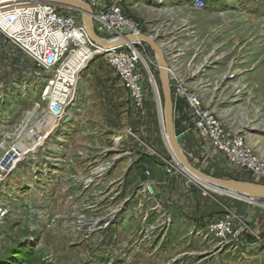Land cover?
Returning a JSON list of instances; mask_svg holds the SVG:
<instances>
[{"label": "rangeland", "instance_id": "1", "mask_svg": "<svg viewBox=\"0 0 264 264\" xmlns=\"http://www.w3.org/2000/svg\"><path fill=\"white\" fill-rule=\"evenodd\" d=\"M107 1L118 2L166 50L183 54L180 71L201 88L205 106L264 158V0H203L201 9L195 0ZM145 60L156 78L154 57ZM96 70L116 77L96 57L80 78ZM44 84L30 59L0 43V264L15 254L18 264H264V245L253 252L245 237L228 244L204 239L187 221L152 211L153 199L119 186L127 179L117 178L126 160L112 137L102 141L98 130L81 136L72 121H63V131L36 144L31 135L45 111ZM158 85L147 135L154 153H165ZM36 103L41 108L33 110ZM192 161L209 176L264 185L223 161ZM250 203L263 206L261 199ZM15 248L30 256L17 249L6 254Z\"/></svg>", "mask_w": 264, "mask_h": 264}, {"label": "built area", "instance_id": "2", "mask_svg": "<svg viewBox=\"0 0 264 264\" xmlns=\"http://www.w3.org/2000/svg\"><path fill=\"white\" fill-rule=\"evenodd\" d=\"M79 1L90 7L94 30L102 40L110 42L128 35L145 34L141 25L125 14L118 2ZM158 4L161 5L162 1L160 0ZM204 5L203 0L194 2V7L197 9L203 8ZM148 36L154 40L158 37ZM0 43L12 47L30 59L38 67V76L45 78L40 95L45 111L31 135L36 144L44 142L60 127L62 120L73 106L74 92L80 74L93 58L99 57L114 72L135 110L143 109L148 90H153L159 97L155 75L150 72L145 60V56L149 55L146 44L135 41L122 46L101 48L89 38L82 22V14L77 11L37 0L2 2L0 3ZM160 46L169 68L173 108H176L180 102L184 103L182 112L184 111L187 121L186 131L192 129L198 134L202 159L223 161L228 166L244 171L252 180L264 181V158L255 152L244 136L228 129L219 117L205 106L201 88L198 85L191 87L186 75L180 71L183 54L166 50L164 44ZM195 73L196 71L193 70L191 76ZM41 103H36L33 110L41 108ZM129 133L132 134V131L129 130ZM12 151L14 152V149ZM165 163L167 175L182 174L186 177L187 184H196L208 193L245 199L242 195H231L200 184L173 158ZM14 164L12 159L7 162L11 168ZM150 175L148 170L143 172V176L147 179ZM137 191L148 200L154 198L155 193L148 181ZM155 210L162 211V205L157 204ZM198 231L204 239L210 238L219 244H228L234 240L237 242L243 235H252L255 242L264 245V232L252 231L230 210L205 220L203 227Z\"/></svg>", "mask_w": 264, "mask_h": 264}, {"label": "crops", "instance_id": "3", "mask_svg": "<svg viewBox=\"0 0 264 264\" xmlns=\"http://www.w3.org/2000/svg\"><path fill=\"white\" fill-rule=\"evenodd\" d=\"M161 1L163 5L168 0ZM158 86L160 88V84ZM74 98L73 106L62 122L72 121L76 129L82 131L81 136L88 135L84 133L85 131L98 130L102 133L100 135L103 136L102 141L112 137L113 145L119 148L126 160V170H122V174L118 175L117 178L125 177L127 179L119 186L122 188L128 186L127 189L138 190L143 183L150 182L152 190L157 195V199L152 198L155 201L153 208H151L152 211L158 212L155 208L157 204H160L162 211L159 212L161 215H165L168 220L173 217L180 218L199 230L203 227L205 220L230 210L239 216L252 231L264 232V200L263 206L259 207L245 199L228 195L214 194V198H207L202 195L200 186L192 183L187 184L184 175L178 173L167 175L165 162L172 160V157L166 142L164 140L165 153H159L160 150L154 153L152 135H147L149 131L147 124L152 115L151 106L156 99L153 90H148L143 109L141 111L135 110L118 78L96 70L92 74L88 73L80 78L79 86L74 92ZM184 106V103L180 102L176 108H173L174 128L180 149L192 162L190 163L196 167L192 160L195 162L201 157V142L194 130L186 131L187 121L184 111L182 112ZM64 122L56 129L55 134L63 131ZM129 130H133L135 133L130 134ZM138 134L142 136L140 140ZM118 170L120 169L116 168L112 173H118ZM145 170L150 171L151 175L148 179L143 176ZM202 172L204 173V171ZM205 174L208 173L205 172ZM137 176H139L137 181H131ZM243 237L246 238L244 241L252 244L249 245L251 247H246L248 251L252 248L254 252L257 247L262 246V244L256 243L252 236L243 235L240 237V241ZM241 245L247 246L246 243ZM247 257L248 259H256L258 256L248 254Z\"/></svg>", "mask_w": 264, "mask_h": 264}, {"label": "water", "instance_id": "4", "mask_svg": "<svg viewBox=\"0 0 264 264\" xmlns=\"http://www.w3.org/2000/svg\"><path fill=\"white\" fill-rule=\"evenodd\" d=\"M39 2L51 4L59 8L77 11L82 14V22L86 32L97 46L101 48H111L122 46L126 43L141 41L146 44L153 53V57L158 67V79L162 95L161 118L164 127V137L167 149L173 160L191 177L200 184L227 192L231 195H242L245 199L253 201L255 199L264 200V185L250 181H240L233 178H217L209 176L194 167L184 156L179 147L177 135L174 128L173 103L169 86V68L163 49L151 36L140 34L138 36L128 35L122 39L110 42L102 40L96 34L91 17V9L79 0H39Z\"/></svg>", "mask_w": 264, "mask_h": 264}, {"label": "trees", "instance_id": "5", "mask_svg": "<svg viewBox=\"0 0 264 264\" xmlns=\"http://www.w3.org/2000/svg\"><path fill=\"white\" fill-rule=\"evenodd\" d=\"M125 12V11H124ZM126 13V12H125ZM146 47H147V52L149 53V55L150 56H153V53H152V51L150 50V48L146 45ZM158 80V83H159V79H158V76H156V81ZM160 84V83H159ZM160 92H161V89H160ZM161 98H162V95H161ZM16 249L18 250L19 248H15L14 250H9V252H7L6 254L8 255L9 253H11V252H14V251H16ZM19 251V250H18ZM27 252H28V250H26ZM26 251H24V252H22L23 253V255H24V253H26ZM20 253H21V251H19ZM22 253H21V256H22ZM6 255V256H7ZM27 255H28V257L30 256V251L27 253ZM6 256H4V258H3V260H5L6 259ZM16 256H17V259H14V258H16ZM19 256L20 255H16L15 254V256L13 257V260L11 261V262H9L8 264H18L20 261H17V260H19ZM27 264H28V262H27Z\"/></svg>", "mask_w": 264, "mask_h": 264}, {"label": "bare ground", "instance_id": "6", "mask_svg": "<svg viewBox=\"0 0 264 264\" xmlns=\"http://www.w3.org/2000/svg\"><path fill=\"white\" fill-rule=\"evenodd\" d=\"M10 1H16V0H10ZM37 1H39V0H37ZM5 2V1H4Z\"/></svg>", "mask_w": 264, "mask_h": 264}]
</instances>
